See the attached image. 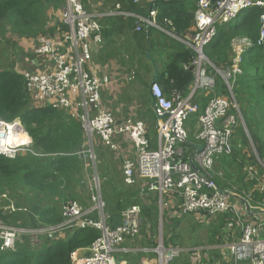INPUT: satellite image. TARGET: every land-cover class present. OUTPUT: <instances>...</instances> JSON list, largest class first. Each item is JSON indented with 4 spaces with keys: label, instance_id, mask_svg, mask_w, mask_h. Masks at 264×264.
Masks as SVG:
<instances>
[{
    "label": "built area",
    "instance_id": "obj_1",
    "mask_svg": "<svg viewBox=\"0 0 264 264\" xmlns=\"http://www.w3.org/2000/svg\"><path fill=\"white\" fill-rule=\"evenodd\" d=\"M252 7L262 9L256 43L261 45L264 44V1L195 0L190 33L177 37L195 53L192 62L184 66L191 68L193 80L186 95L175 92L169 97L158 83L150 84L149 94L156 116V134L152 140L142 119L131 116L119 124L116 122L101 99L104 87L111 82L110 76L86 68L92 49L103 39L99 19L102 15L89 12L82 0H63L52 22L56 32L34 37L32 60H27L26 64L31 61L36 68L19 66L16 70L24 77L31 107L58 108L82 125V144L60 155L83 159L91 169L87 184L90 206L83 207L73 199L63 200L59 208L61 221L53 225L21 226L20 221L12 225L0 219V256L14 252L26 238H44L50 246L74 231L94 229L99 236L84 249L85 256L77 255V251L72 253V264H122L115 254L124 250L122 244L130 239L151 242L144 252L155 253L156 264H170L184 253L190 254L189 264H264V160L257 156L263 172L253 166L245 169L248 178L258 183L253 191L237 193L220 188L215 182L214 171L217 160L232 155L235 127L238 122L242 124L230 80L242 74L238 65L240 53L251 44L246 39L239 40L237 55L225 71L213 66L203 53L204 47L215 38L217 24L229 22ZM154 14L152 11L150 17H139L136 30L151 27L161 30ZM61 25H65V29H61ZM206 64L214 67L224 80L228 95L216 94L215 79ZM196 91L210 96L202 112L192 103ZM194 116L195 128L192 129L196 144L187 148L184 144L188 141ZM21 133L27 134L18 120H0L1 156L14 158L24 152L41 156L30 150V137L28 142L15 141ZM95 137L114 154L118 151L116 137H123L131 144L132 156L121 161L123 182L132 186L138 177L146 183L142 191L155 194L158 222H163L165 216L172 220L191 213H201L204 219L224 215L227 218L223 229L227 235H221L216 244L203 248L183 249L164 244L158 222L154 233L151 224L142 218L139 204L122 209L118 222L112 223L111 210L101 196L102 179L97 170ZM255 192L260 198H256ZM4 193L0 195L1 214L28 212V208L10 203Z\"/></svg>",
    "mask_w": 264,
    "mask_h": 264
},
{
    "label": "trees",
    "instance_id": "obj_2",
    "mask_svg": "<svg viewBox=\"0 0 264 264\" xmlns=\"http://www.w3.org/2000/svg\"><path fill=\"white\" fill-rule=\"evenodd\" d=\"M114 2L119 3L122 11L139 15H145L148 7H155L156 22L162 24L167 31L177 37H183L192 26L195 0H155L144 5L133 3L132 0H114ZM122 2L125 4L124 8L121 5ZM261 14V8L252 7L241 12L229 22L217 24L215 38L204 47L203 53L213 66L225 71L231 67L234 58L232 40L246 39L250 42L251 45L240 54L238 65L242 74L236 76L233 81L230 80L232 92L245 126L238 122L234 134L239 133L243 141H246L245 131H247L257 156L264 160V44H256L261 26ZM52 22L46 15L44 0H0V44L6 40L7 33L19 38H34L44 33L53 35L56 32V25ZM135 24V19L131 16L108 17L101 24L102 35L109 37L116 30L134 29ZM61 26V29H65V25ZM151 31L157 32L152 27L149 33ZM145 32L144 30L137 31L136 39L144 37ZM170 40L174 52L169 62L157 74L155 82L160 84L164 94L168 97L175 92L186 95L193 80V72L191 68L185 69L184 66L192 62L195 53L179 41L172 38ZM148 44L150 47L154 46L150 39L145 47H140L141 53L148 51L147 49L150 48ZM206 66L210 74L214 76L216 94L228 95L226 83L219 73L211 65L206 64ZM209 98L210 96L204 91H196L192 103L197 104L202 112ZM30 102L23 75L12 67H0V120L5 122L18 120L31 138L30 150L41 154L37 156L24 152L14 158L0 155V195L7 192L6 187L16 190L13 184H18L26 187L34 198L52 196L54 201L66 200L67 196L61 189L71 190L75 175L80 171V159L76 156H62L60 153L70 152L82 144L84 141L82 125L58 108L52 106L33 108ZM231 111L235 112L234 109ZM155 134L154 122L148 130V137L154 140ZM195 142L191 133L184 147L191 148ZM239 154V151L233 149L229 158L237 159ZM99 164L100 160L97 166ZM242 168L243 164L240 162L239 169L242 170ZM217 175L216 172V184L224 188L222 183L220 185ZM236 179L239 184L242 183V175H238ZM102 180L114 182L111 178ZM129 188L121 190L113 186L110 191L104 186L101 189V196L106 204L108 201L114 203L113 209L116 214L132 204H139L145 223H150L151 226L152 223L156 224L158 214L156 196L149 193L145 199L141 200L138 192ZM255 195L256 198H260L257 192ZM33 209L31 216L34 221L27 216L26 212H15L10 215L0 213V219L12 225L20 221L21 226L53 225L61 221L58 205L52 204L37 210L35 207ZM226 218L224 215H218L215 219L219 222L217 228L211 231V244L217 243L220 238V231L224 228ZM98 236L99 232L94 229L77 230L51 243L50 246L43 244L41 249H31L26 243V238L14 252L1 255L0 264H72V253L89 247ZM179 260L184 259L180 257L170 264H189V260L188 262Z\"/></svg>",
    "mask_w": 264,
    "mask_h": 264
},
{
    "label": "crops",
    "instance_id": "obj_3",
    "mask_svg": "<svg viewBox=\"0 0 264 264\" xmlns=\"http://www.w3.org/2000/svg\"><path fill=\"white\" fill-rule=\"evenodd\" d=\"M84 7L89 11L95 14H101L102 16L99 18L100 22H102L108 18L113 16H131L135 19V27L134 29H125L122 31L116 30L113 34L109 37L103 36L101 44L95 46L91 52V59L90 62L87 64L86 68L90 71L96 72L98 74L106 73L110 76L111 82L107 84L102 93L101 99L102 103L106 108H108L116 122L119 124L123 121V119L128 117H136L142 119L147 130L151 129V126L154 122H156V116L153 112V103L152 99L149 94V86L152 82H155V78L159 72L162 71L163 67L169 62L171 54L174 52L173 44L171 42V38L179 41L182 43L177 36L175 37L173 34H169L164 26L159 23L161 26V30L157 29V32H150L149 29L141 28L140 30L146 31V35L141 39H136V30L137 27V20L139 17H150V12L154 11V16L156 15L157 11L155 7H148L147 13L145 15L135 14L129 11H122L120 9L119 3H115L114 0H82ZM155 0H138L137 2L133 3H140L144 5L146 3H152ZM63 3V0H61ZM122 7L124 8L125 4L122 2ZM118 6V7H117ZM60 7V6H59ZM107 27L105 24H103ZM153 28V27H152ZM191 30V29H190ZM188 30L186 33H190ZM185 33V34H186ZM186 34L185 36H187ZM12 34H6V42L12 47L14 50V54H18V63L21 66V63L26 62L27 60H32L31 56L33 54V49L35 46V38H24L21 39L16 37V40L13 39ZM12 37V38H11ZM153 41L154 46H148L147 52L141 53L140 47H145L147 42ZM12 40V41H11ZM156 44V45H155ZM183 44V43H182ZM10 47V48H11ZM36 65V63L34 64ZM36 68L31 64V61L26 64L25 67ZM19 65L16 66L18 68ZM4 68V67H1ZM14 68V70H16ZM17 71V70H16ZM18 72V71H17ZM150 78L151 82L148 86L147 93L145 92L143 95L138 94L136 91L138 89L137 84H145L146 80ZM160 85V84H159ZM130 99H129V98ZM154 137V136H151ZM155 139V137H154ZM115 141L118 145L117 153L111 152L107 147L101 144L98 137L94 139V149L97 152L100 160L99 168L97 167L98 173L102 179L104 178H111L114 182L120 180L122 178V168H121V161L127 156H132V147L131 144L124 139L123 137H116ZM196 141V140H195ZM196 144V142H195ZM104 149H103V148ZM108 149L110 152V159H107L106 153L108 154L105 149ZM189 148V147H187ZM103 149V150H102ZM245 151L240 152L239 156H244ZM238 156V157H239ZM246 156V155H245ZM244 156V157H245ZM103 157V158H102ZM116 160H114V158ZM231 156L221 157L217 160L215 164L216 172L221 176V174L227 175L224 181H226L223 185L225 186L224 189H227L232 192H247L250 190H256L257 184L254 185L252 189L249 187V182L247 181L249 178L245 171L246 167L249 166L250 163L246 164L245 162L241 163L244 165V168L241 170L240 175H244V180L241 184L237 181L238 173L234 174L231 173V164L232 162L238 163L239 158L237 159H229ZM79 173L75 175V180H73L74 184L78 181V187L83 189V191L87 187V182L89 181L91 169L87 166L85 160H79ZM255 165H253L254 167ZM218 169V170H217ZM117 175V176H115ZM79 179V180H78ZM72 182V183H73ZM124 183V182H123ZM146 183L141 181L138 177H136L135 183L132 186H127L124 184L125 187H130L129 189H133L134 191L138 192V196L141 200L145 199L146 196L150 193H145L142 191ZM72 187V186H71ZM121 187V185H120ZM131 189V190H132ZM66 198L77 200V196H73L70 191H66ZM153 194V193H151ZM155 195V194H154ZM82 196V195H81ZM79 197V195H78ZM40 198V197H39ZM39 198H34L32 204H34L35 209H40L42 207V203ZM89 195L86 199H83V203L87 206H84L78 201L83 207L90 206ZM109 209L111 208L112 213V223H116L119 220L116 211L113 209L114 203H107ZM59 210V206H58ZM31 220L34 221L32 216H29ZM31 221V222H33ZM39 222V221H38ZM34 249H41L43 244H47L44 238L40 241L39 238L35 241ZM148 246V247H147ZM151 246V242H148L144 239H130L127 240L122 247L124 250L120 252H116L115 257L119 262L122 264H156L154 263L156 254L153 252L146 253L144 252L145 249H149ZM87 254L86 250L78 249L77 255L85 256Z\"/></svg>",
    "mask_w": 264,
    "mask_h": 264
},
{
    "label": "rangeland",
    "instance_id": "obj_4",
    "mask_svg": "<svg viewBox=\"0 0 264 264\" xmlns=\"http://www.w3.org/2000/svg\"><path fill=\"white\" fill-rule=\"evenodd\" d=\"M44 5L46 8V15H48L49 20L53 21L54 19H56L59 11L61 9L60 8L62 5L61 0H44ZM153 29L158 31L156 28H153ZM13 37L15 38V36H13ZM239 40L240 39H235V40L233 39L232 40V47H233V52H234V58L232 60V63H233V61L237 55L236 48L240 44ZM10 47L11 46L8 44V42H6V40H3L2 43L0 44V67H5V68L12 67L14 69V68H16L17 65L20 66V64H17L19 61L18 60L19 55L17 53L14 54L13 53L14 50L12 49V47L11 48ZM25 66H26V62L23 61V63H21L20 67L25 68ZM150 82H151V79L148 78L146 80L145 84H140V83L137 84L138 89L136 92L138 94H142V95L145 92L147 93L148 86H149ZM194 119H195V116L192 117V121L190 123V129H191L190 134L191 133L193 134L192 127L195 128V122H194L195 120ZM245 134L247 137L246 141L245 140L243 141V137L237 132L233 135V139H232L233 149L239 151V153H240V151L241 152L245 151L246 156L245 155H244L245 157L239 156L238 157L239 160H238L237 164H236V162H232L231 168H230L231 173H234V174L238 173L239 175L241 174V169H239V163L240 162L241 163L245 162L246 164L250 163L249 166L255 165L254 167L258 170V172H263L262 167L258 163L257 153H256L255 147L252 143V139H251V137L247 131H245ZM194 136H195V132H194ZM105 151L108 152V154L106 153V157H108L107 159H110V157L113 155L110 154V152L108 151L107 148L105 149ZM96 154H97V152H96ZM97 157H98V160H97V163H98V161H99L98 154H97ZM113 158H114V160H116L115 157H113ZM97 167L99 168V165ZM243 168H244V165H243ZM215 169L216 168H214V171H216ZM217 177H219L218 181H219L220 185H222L226 182L223 179H225V177H227V175L222 173L221 176L217 175ZM100 178H101V176H100ZM243 180H244V175L242 176V181ZM247 181L250 184L249 185L250 189H252L254 187V185L256 184L255 180L248 179ZM111 183H110V180H102L101 189H103L104 186L108 187L110 191H111L113 186H117L121 190L126 189V187L124 186V183H123V178H121L120 180H118L116 182H113L112 184ZM13 185L16 186V190H12V189L6 187L8 190L4 194L9 197L10 203H13V204L19 205V206H25L26 208H28L27 216L28 217L31 216V213L34 211L33 206H35L34 204H32V201L34 200L32 193L28 192L27 188L22 186V185H18V184H13ZM120 185H121V187H120ZM61 191L66 192L64 189L63 190L61 189ZM8 193H9V195H8ZM71 193L73 194L74 197L77 196L78 201H80V203L82 205L87 206L83 203V199H86V197L90 193L89 190L87 189V187L83 191V189L78 187V181H76L75 184L73 182L72 187H71ZM78 195H79V197H78ZM40 199H41L42 207L55 204L56 206L58 205L60 208V205L62 203L61 200H58V201L52 200V199H54V197H52V196H50L49 198L41 197ZM4 201H2L1 204ZM216 218H217V216L216 217H210V218L207 217L204 219V217L202 216L201 213H191V214H189L185 217H181V218L174 217L173 221H171V220L167 219V216H165L163 218V222H162L163 223L162 233H163L164 244L169 243V244L177 245L183 249H188V248H192V247L193 248H203L204 246H210V245H212L210 242V240L212 238L211 231L215 230L217 228L218 222H219V221L215 220ZM157 222H158V215H157V219H156V224H157ZM156 224L152 223L154 233L156 232ZM220 234L222 236L227 235L225 229L221 230ZM35 241H36V238H33V239L27 238L26 239V243H28V245L31 249H34L33 243H36ZM40 241H42V239H40ZM21 244H23V243H21ZM213 244H216V243H213ZM215 253H217V252L215 251ZM180 257H182L185 261L188 262V260L190 259V254L184 253ZM180 257H178V258H180ZM184 260H179V261H184Z\"/></svg>",
    "mask_w": 264,
    "mask_h": 264
},
{
    "label": "bare ground",
    "instance_id": "obj_5",
    "mask_svg": "<svg viewBox=\"0 0 264 264\" xmlns=\"http://www.w3.org/2000/svg\"><path fill=\"white\" fill-rule=\"evenodd\" d=\"M15 141H18V142H28L29 141V136L26 134V133H21L19 134Z\"/></svg>",
    "mask_w": 264,
    "mask_h": 264
},
{
    "label": "water",
    "instance_id": "obj_6",
    "mask_svg": "<svg viewBox=\"0 0 264 264\" xmlns=\"http://www.w3.org/2000/svg\"><path fill=\"white\" fill-rule=\"evenodd\" d=\"M205 56V55H204ZM206 57V56H205ZM207 58V57H206ZM208 60V59H207ZM242 124L244 125V122H243V119H242ZM245 127V126H244ZM246 130V129H245ZM200 149V148H199ZM194 168H196L195 166H193ZM160 217V216H159ZM161 224H162V222L161 221H159L158 222V225H159V231H160V236H161V234H162V230H161Z\"/></svg>",
    "mask_w": 264,
    "mask_h": 264
},
{
    "label": "flooded vegetation",
    "instance_id": "obj_7",
    "mask_svg": "<svg viewBox=\"0 0 264 264\" xmlns=\"http://www.w3.org/2000/svg\"><path fill=\"white\" fill-rule=\"evenodd\" d=\"M15 37H17V36H15Z\"/></svg>",
    "mask_w": 264,
    "mask_h": 264
}]
</instances>
